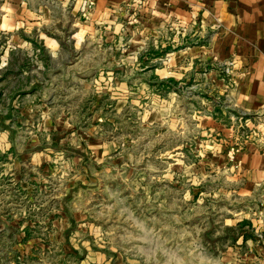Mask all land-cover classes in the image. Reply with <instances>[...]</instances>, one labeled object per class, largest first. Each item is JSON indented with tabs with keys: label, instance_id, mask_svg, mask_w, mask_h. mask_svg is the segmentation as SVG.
<instances>
[{
	"label": "rangeland",
	"instance_id": "obj_1",
	"mask_svg": "<svg viewBox=\"0 0 264 264\" xmlns=\"http://www.w3.org/2000/svg\"><path fill=\"white\" fill-rule=\"evenodd\" d=\"M136 20L78 53L54 21L53 56L30 23L0 33V264H264L263 199L236 177L255 128L209 127L200 87L139 75Z\"/></svg>",
	"mask_w": 264,
	"mask_h": 264
},
{
	"label": "crops",
	"instance_id": "obj_2",
	"mask_svg": "<svg viewBox=\"0 0 264 264\" xmlns=\"http://www.w3.org/2000/svg\"><path fill=\"white\" fill-rule=\"evenodd\" d=\"M89 2L94 3L92 14L83 21L80 14ZM0 9V33L22 34L24 21L30 23L52 56L61 51L57 40L65 36L44 29L54 21L74 28L70 38L78 53L90 39L124 35L127 22L138 17V27L145 29L139 31V75L149 71L155 79L172 81L181 75L200 87L209 127H227L220 118L229 114L237 124L242 119L255 128L256 137L238 154L236 177L243 194L264 203V0H0ZM149 27L156 35L148 42ZM142 50L168 51L169 60H147ZM212 101L220 103L217 112Z\"/></svg>",
	"mask_w": 264,
	"mask_h": 264
},
{
	"label": "built area",
	"instance_id": "obj_3",
	"mask_svg": "<svg viewBox=\"0 0 264 264\" xmlns=\"http://www.w3.org/2000/svg\"><path fill=\"white\" fill-rule=\"evenodd\" d=\"M90 5H91V4H90ZM88 6H89V4H88ZM88 6H87V7H88ZM86 9H87V8H86ZM86 9H84V10H86Z\"/></svg>",
	"mask_w": 264,
	"mask_h": 264
},
{
	"label": "trees",
	"instance_id": "obj_4",
	"mask_svg": "<svg viewBox=\"0 0 264 264\" xmlns=\"http://www.w3.org/2000/svg\"><path fill=\"white\" fill-rule=\"evenodd\" d=\"M170 81H172V80H170Z\"/></svg>",
	"mask_w": 264,
	"mask_h": 264
}]
</instances>
